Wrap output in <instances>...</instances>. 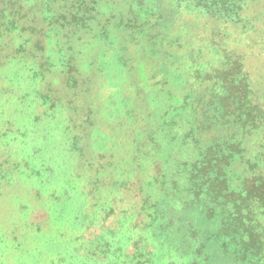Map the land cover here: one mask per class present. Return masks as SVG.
Listing matches in <instances>:
<instances>
[{"label": "rangeland", "instance_id": "rangeland-1", "mask_svg": "<svg viewBox=\"0 0 264 264\" xmlns=\"http://www.w3.org/2000/svg\"><path fill=\"white\" fill-rule=\"evenodd\" d=\"M244 79L256 122L218 125L231 189L264 182V0H0V264H263L180 106Z\"/></svg>", "mask_w": 264, "mask_h": 264}, {"label": "trees", "instance_id": "trees-1", "mask_svg": "<svg viewBox=\"0 0 264 264\" xmlns=\"http://www.w3.org/2000/svg\"><path fill=\"white\" fill-rule=\"evenodd\" d=\"M240 87L237 92L227 91L220 99H216L219 95L216 96L212 92L197 95L196 98L191 97L187 102L186 99H183L180 106L182 112H187L190 117L188 124H192L189 128L187 127V132L184 135L186 138L191 137V141L195 142L200 150L199 161L198 159L196 161L198 168L195 167L194 170L195 176L202 183H208L213 187L212 189L217 195L225 192V197H235L236 190H239L238 198L244 207H241L242 204H234V213H231L230 223L226 222L225 226L226 232L234 240L235 252H238L237 246H239L237 255L242 263L247 258L255 260L258 256L263 257L264 227L260 220L264 213V195L260 189H264V182L256 176H251L243 178L242 182L237 185L238 189L230 188L231 178L227 175V171L234 168L237 159H242V155L236 158L237 155L234 153V150L239 149L241 145L236 141V138L234 139L236 143L228 142V139H221L223 135L219 134L218 125L220 126L221 120L228 116L231 117L230 119L242 123L244 128L251 127L256 122V116L252 113L253 100L251 101V95L249 97L245 79L241 82ZM174 114L175 110H167L166 121L169 129L180 127L174 122ZM204 135L211 136L210 144L204 142ZM258 180L262 183L257 185ZM254 201L257 204L258 202L263 204V209L258 214H254L252 209ZM261 212L263 213L261 214ZM250 262L254 263V261ZM257 264L260 263L257 262Z\"/></svg>", "mask_w": 264, "mask_h": 264}]
</instances>
